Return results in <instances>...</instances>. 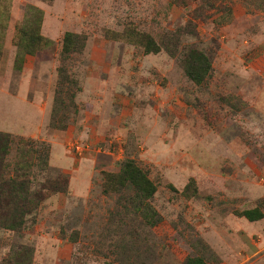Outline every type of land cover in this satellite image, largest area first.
Returning a JSON list of instances; mask_svg holds the SVG:
<instances>
[{
    "label": "rangeland",
    "instance_id": "obj_1",
    "mask_svg": "<svg viewBox=\"0 0 264 264\" xmlns=\"http://www.w3.org/2000/svg\"><path fill=\"white\" fill-rule=\"evenodd\" d=\"M211 2L217 9L204 3L201 21L193 1L0 0V130L13 137L10 160L32 143L33 189L59 173L69 179L21 231L0 229V259L31 245L33 264H185L191 255L264 264V214H240L264 213V0ZM36 20L48 42L25 53L20 30ZM190 20L199 35L185 34L175 56L116 36L131 25L161 43ZM65 32L83 39L76 50L63 51ZM191 46L212 60L206 81L184 70ZM130 158L156 185L139 212L129 193L103 187L105 173ZM152 210L160 224L146 221Z\"/></svg>",
    "mask_w": 264,
    "mask_h": 264
},
{
    "label": "trees",
    "instance_id": "obj_2",
    "mask_svg": "<svg viewBox=\"0 0 264 264\" xmlns=\"http://www.w3.org/2000/svg\"><path fill=\"white\" fill-rule=\"evenodd\" d=\"M198 4V8L194 11L193 19L202 16L201 21H206L210 14L205 13L206 4H210L215 9L217 6L211 0H171L176 5H188L191 2ZM40 20L28 23L27 29H21L20 44L25 53H35L43 44L47 43V39L40 33ZM195 26L190 20L185 25L178 27L174 31L168 32L164 38H160L161 43L148 33L143 32L128 25L124 32H116V36L126 40L138 43L143 46L146 52H158L163 47L172 56L177 55L180 40L185 34L198 36L196 30H192ZM83 42V39L73 33L65 32L63 37V51L71 52L76 50ZM160 44H163L162 46ZM182 62L186 74L195 82L208 80L213 71L211 58L201 49L189 47L182 55ZM13 137L8 132L0 130V229L9 231H21L26 223L27 216L38 206L39 201L45 196L58 192H66L68 187V175L59 173L57 179L51 181L47 179L42 184L41 189H33V181L31 178V168L34 166V159L37 157L38 149L28 141L23 143L30 145H22L17 148L18 157L14 161L10 160V149ZM38 155V160L44 164L47 157L43 154ZM35 156V157H34ZM104 190L129 193L127 200L132 204L135 212H139L142 208L150 207V199L156 191V185L149 177L147 171L140 167L133 159L125 160L117 173L107 172L104 175ZM46 190L47 193H44ZM133 201V202H132ZM152 214H154L152 216ZM152 210L146 221L154 225L160 224L161 218ZM247 219L254 221L263 217V211L260 206L245 209L240 213ZM34 248L31 245H21L15 252L6 253L1 259L0 264H33ZM185 264H208L206 260L199 255L188 256Z\"/></svg>",
    "mask_w": 264,
    "mask_h": 264
}]
</instances>
